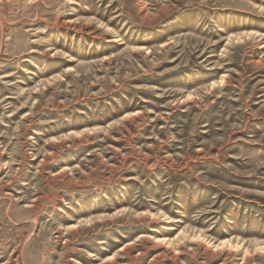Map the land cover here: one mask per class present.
Masks as SVG:
<instances>
[{
  "label": "rangeland",
  "instance_id": "374dc122",
  "mask_svg": "<svg viewBox=\"0 0 264 264\" xmlns=\"http://www.w3.org/2000/svg\"><path fill=\"white\" fill-rule=\"evenodd\" d=\"M0 264H264V0H0Z\"/></svg>",
  "mask_w": 264,
  "mask_h": 264
}]
</instances>
